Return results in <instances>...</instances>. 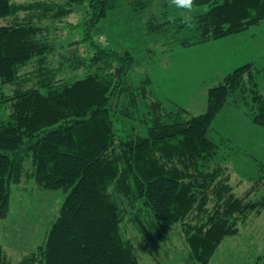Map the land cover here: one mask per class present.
I'll return each mask as SVG.
<instances>
[{
  "label": "trees",
  "instance_id": "1",
  "mask_svg": "<svg viewBox=\"0 0 264 264\" xmlns=\"http://www.w3.org/2000/svg\"><path fill=\"white\" fill-rule=\"evenodd\" d=\"M130 1L157 5L0 0V18H9L0 25V222L13 186L25 178L66 193L46 241L20 264H143L126 234L130 223L160 234L183 224L186 264H209L225 238L264 210V195L257 197L263 180L237 194L221 145L209 136L230 97L249 93L250 81L252 120L264 127V92L254 63L210 88L206 111L194 115L158 96L150 77L134 82L132 54L98 40L101 22ZM77 5L85 8V20L74 26L83 25L85 34L67 45L88 43L90 54L82 57L75 49L76 59L68 56L65 66L49 69L56 47L47 31ZM188 15L192 35L181 44H203L262 23L264 0H194ZM154 22L153 29L161 27ZM33 63L40 68L27 72ZM66 69L77 72L61 77ZM9 262L0 246V264Z\"/></svg>",
  "mask_w": 264,
  "mask_h": 264
},
{
  "label": "rangeland",
  "instance_id": "2",
  "mask_svg": "<svg viewBox=\"0 0 264 264\" xmlns=\"http://www.w3.org/2000/svg\"><path fill=\"white\" fill-rule=\"evenodd\" d=\"M15 1L48 5L55 1L68 2ZM156 1L155 7L160 9L165 3L169 4L168 0ZM155 7H137L134 1L124 3L101 22L96 34L103 44L116 50L129 51L135 58L130 78L139 82L150 77L155 93L167 101L187 108L194 115L204 113L210 88L235 70V66L256 56L261 57L259 65H264V21L248 32L243 39L246 45L234 40L212 44L215 40H211L209 44L184 46L181 43L192 35L191 26L185 22L189 13L183 11L179 14L170 4L167 11L156 10ZM73 8L71 15L52 24L47 31V37L56 47L55 53L47 59L49 69L65 66L68 56L75 58L90 54L91 46L88 43L75 44L73 49L67 45L80 40L85 34L83 25L75 27L85 20V8L78 5ZM19 14L23 15V12ZM8 20L0 18V25L8 24ZM150 21L162 25L153 29ZM252 37L261 43V51L254 50L256 44L248 46ZM238 47L247 50L241 51ZM75 49H78L79 55H76ZM39 68V64L33 63L26 71L33 72ZM74 72L66 69L61 77L74 75ZM250 82L249 93L239 90L230 97V103L213 122L209 136L221 145L219 155L228 165L236 193L242 194L256 181L263 180L258 187L257 197H260L264 195V133L259 135V140H254L260 130L251 132L250 129L249 118L252 120L254 108L250 88L255 86ZM256 82L264 92V72H257ZM65 197L62 189L40 187L33 178H25L21 184L13 186L8 215L0 222V246L9 255L8 264H20L25 256L44 244ZM135 225L130 223L126 226V234L143 264H186L189 261L190 249L183 224L172 226L161 234L156 229L152 232L141 231ZM261 257L264 258V210L251 216L237 235L225 238L209 264H255Z\"/></svg>",
  "mask_w": 264,
  "mask_h": 264
},
{
  "label": "crops",
  "instance_id": "3",
  "mask_svg": "<svg viewBox=\"0 0 264 264\" xmlns=\"http://www.w3.org/2000/svg\"><path fill=\"white\" fill-rule=\"evenodd\" d=\"M253 28V27H252ZM252 28H250L249 30H247V31H245V32H241V33H238V34H234V35H231V36H228V37H224V38H222V39H219V40H215V41H213V43L212 44H214V43H216V42H219V41H222V40H234V41H237V43L238 44H242V45H246V42H244L243 41V39L245 38V36H247L249 33L248 32H250L251 31V29ZM257 41V39H255L254 37H252L251 39H250V42H249V45L248 46H253V45H257V47H255L254 48V50H256V51H261L262 50V47H261V43L260 42H256ZM210 43V42H209ZM209 43H207V44H209ZM263 44H264V42H263ZM238 50H241V51H243V50H247L245 47H238ZM263 56H264V53L262 54ZM260 59H261V57L260 56H256V57H252V58H250V59H247V60H244L243 62H241V64H239V66L237 65V66H235L236 68H238V67H240V66H243V65H245V64H248V63H254V67H255V69H257V71L258 72H260V71H262V72H264V65H259V61H260ZM230 73V72H229ZM225 77V76H224ZM223 77V78H224ZM258 78V77H257ZM223 80V79H222ZM221 80V81H222ZM220 81V82H221ZM219 82V83H220ZM263 91V90H262ZM230 103V102H229ZM228 103V104H229ZM227 104V105H228ZM226 105V106H227ZM225 108V107H224ZM223 110V109H222ZM221 110V111H222ZM220 111V112H221ZM219 112V113H220ZM219 115V114H218ZM217 115V116H218ZM249 121H250V123H251V127H250V129H251V132L253 131V130H260L259 132H257V137H255V139L254 140H259V139H257L258 137H259V135L261 134V133H264V131H262V130H264L263 128V126H260V125H257L256 123H254L252 120H251V117L249 118ZM259 128H261V129H259Z\"/></svg>",
  "mask_w": 264,
  "mask_h": 264
},
{
  "label": "clouds",
  "instance_id": "4",
  "mask_svg": "<svg viewBox=\"0 0 264 264\" xmlns=\"http://www.w3.org/2000/svg\"><path fill=\"white\" fill-rule=\"evenodd\" d=\"M169 4L175 6L176 8L183 9L186 12L190 13L193 9L194 0H168ZM189 26L192 23L191 15L186 17L185 21Z\"/></svg>",
  "mask_w": 264,
  "mask_h": 264
}]
</instances>
